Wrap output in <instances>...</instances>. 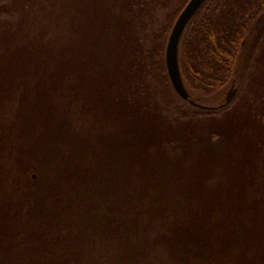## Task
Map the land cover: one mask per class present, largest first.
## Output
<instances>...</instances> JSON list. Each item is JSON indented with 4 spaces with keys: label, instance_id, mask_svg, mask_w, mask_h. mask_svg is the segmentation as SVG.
I'll return each instance as SVG.
<instances>
[{
    "label": "trees",
    "instance_id": "obj_1",
    "mask_svg": "<svg viewBox=\"0 0 264 264\" xmlns=\"http://www.w3.org/2000/svg\"><path fill=\"white\" fill-rule=\"evenodd\" d=\"M109 1L108 16L105 0L64 5L85 22V36L75 42L49 38L47 28L39 31L43 40L0 49V78H14L18 91L14 129L0 124V150L6 141L25 145L40 156L31 171L43 178L51 169L52 189L73 184L68 203L30 194L14 215L6 212L5 224L18 234L16 245L0 249L3 264H165L156 256L160 249L166 264H264V156L254 138L264 126L224 118L227 106L203 110L188 101L199 104L197 94L225 88L264 0H207L192 18L178 47L186 101L170 84L164 53L189 0ZM4 37L14 36L6 29ZM16 163L19 156L1 161L0 181ZM83 165L102 181L94 209L84 201L75 208V190L90 189ZM18 222L23 226L15 229ZM49 236L54 246L45 243ZM116 249L118 256L108 258ZM18 254L25 260L13 262Z\"/></svg>",
    "mask_w": 264,
    "mask_h": 264
},
{
    "label": "rangeland",
    "instance_id": "obj_2",
    "mask_svg": "<svg viewBox=\"0 0 264 264\" xmlns=\"http://www.w3.org/2000/svg\"><path fill=\"white\" fill-rule=\"evenodd\" d=\"M69 1L71 0H0V49H6L10 46V52H13L15 51V46L17 48L18 45L24 44L25 40L29 37L36 38V36H38L37 38L40 39L39 31L42 29L47 30V28L48 32L46 33V35H48L49 38H52L53 36L59 37L63 42H65L68 36H71L69 38L72 42H75L80 35L85 36V22L78 23V21H81V16L76 12L78 10L75 11L73 8L67 9L64 7V5ZM110 4L111 2L109 0H105V16H108V10L110 11L111 9L112 12L114 11V8H112ZM158 23V21H155V26H158ZM79 25L82 30L78 31V29L76 28ZM6 29H8L14 37H8V40H6V37L3 38V34L5 33ZM44 37L45 35L40 40H43ZM243 40L245 41V45L238 51V58L235 63L233 74L225 88L212 96H202L197 94L194 98H196L199 102L198 105L218 108L224 104L227 92L231 89H235L236 94L233 96L231 102L223 111L225 112L223 114V117L231 118L236 122L252 118L258 120L262 124V126H264L263 13L260 15V18L255 21L251 32L248 33V35L246 34ZM253 48L256 49L253 50ZM2 51L3 50H1V52ZM21 71L22 70L18 68L17 70L13 71L12 74L14 77H17L21 73ZM12 79V81H8L4 79L2 80L0 78V119L2 121L0 122V124H12L13 128V122L15 121V119L11 117V115L13 116L12 111L15 108L16 95L18 91L15 90L17 82H15L14 78ZM10 83L14 84H12L10 88H8V85H10ZM33 84L34 83H29V88L32 89L34 86ZM7 88L8 92H5ZM54 99H56V97H54ZM79 127L80 125H75L76 129H79ZM262 128L264 129V127ZM4 129L8 130V127ZM91 130L92 129H90L89 127H85L86 133H90ZM226 131L227 130H225V132ZM243 131H246L244 127ZM255 137H257V140L260 142L258 147L260 152H263L264 156V133L254 135V138ZM13 138L15 139V137ZM57 144L58 146H60V143L58 141ZM26 149L25 145H18L14 147L13 145H8L6 141L3 143V147L0 150V164L1 161L2 163H7L8 160L11 161V159L17 158V156H19V163H16L17 168H14V173L9 174V172L7 171L6 177H4L0 181V249H2L3 246L16 245L13 238H15L18 233H16V235L14 236L13 234H11V224H5L4 217L8 216L6 212H8L9 215H14V207L17 204L19 205V201L23 202V199L21 198L24 195L32 194L38 197V201L50 200L53 204L56 203L57 206L66 202L68 203L67 199H69V197L71 198L72 191H69L67 189V187H71L70 185H73L71 183H68L67 186L60 185L56 189H52V184L50 183L52 182V180H54V178L48 175L51 169L47 167L46 175H44L43 178L41 176H37V174L31 171L33 169L37 170V168H39L40 156L34 155L30 151V153L26 152ZM257 163L258 164L256 165L259 166L264 165V162L262 165L259 160H257ZM7 165H9V163ZM88 166L89 165H83V169L85 181L87 183V186L89 185L90 189L87 188V190L83 192L75 190V197L77 196L75 198V208H80V202L84 201L83 204L85 206L87 204L93 205L92 209H94L95 201L97 200L95 189L98 187L102 188V186H100L102 184V181H97L95 179L94 171L92 169L90 170ZM71 167L72 166L69 162L65 170H70ZM45 183L51 188L49 189L48 193V187ZM45 192L47 194H45ZM53 194L59 196V199H57V197H55V199L52 198L51 195L54 196ZM5 201L7 205H11L10 208H13L12 210L1 208V203L4 202L5 204ZM125 208L130 213V210L126 206ZM97 212L100 217V214H102L103 210L101 209ZM113 217H116V215L108 217L106 221L108 222V219L111 218L114 220L115 218ZM123 218H128V216L123 215ZM22 226L23 224L21 222H18L15 229H20ZM56 232L59 233L58 226H56ZM114 235H116V233H114ZM44 241L46 244H48V246H54V243H50L52 241L51 236L47 237V239H44ZM74 245H77L76 241L69 243V247H72ZM129 245L133 246V243L130 242ZM17 250L19 251V247H17ZM59 250L60 249L56 248L54 252H59ZM117 250L118 249H116L114 253L110 252L107 257L116 258V256H118ZM99 255H103V247L102 251L100 250ZM156 256L160 261H163L165 264L167 263V259L165 260L161 249L157 252ZM4 258L6 257L0 254V262H2V264L5 262V260H7ZM22 259L25 260V258L23 257L20 259L18 254V256H15V259H12V261L17 263Z\"/></svg>",
    "mask_w": 264,
    "mask_h": 264
},
{
    "label": "water",
    "instance_id": "obj_3",
    "mask_svg": "<svg viewBox=\"0 0 264 264\" xmlns=\"http://www.w3.org/2000/svg\"><path fill=\"white\" fill-rule=\"evenodd\" d=\"M207 0H189L187 4L184 6L183 10L178 15L175 20L170 33L168 35V39L165 46L164 60L165 67L167 71V75L170 81V84L174 90V92L178 95V97L182 100H188V93L184 87L182 82L179 65H178V47L182 35L190 23L192 18L197 14L200 8L206 3ZM236 94L235 89H231L227 92L225 102L222 105L227 106L233 96ZM192 106H195L199 109L203 110H213L215 108L205 107L194 103L191 100H188Z\"/></svg>",
    "mask_w": 264,
    "mask_h": 264
},
{
    "label": "flooded vegetation",
    "instance_id": "obj_4",
    "mask_svg": "<svg viewBox=\"0 0 264 264\" xmlns=\"http://www.w3.org/2000/svg\"><path fill=\"white\" fill-rule=\"evenodd\" d=\"M255 11H257V10H254V11H252V12H255ZM259 11V10H258ZM252 12L251 11H248V16L250 17L251 16V14H252ZM264 14V10H262L261 11V14ZM260 18V16L258 17V18H255V19H253L252 20V22H251V24H250V26H249V28H248V32H247V35H248V33H250L251 32V30H252V28H253V26H254V23H255V21L257 20V19H259ZM245 45V41L243 40V41H241V43H240V49L243 47ZM256 48H253V50H255Z\"/></svg>",
    "mask_w": 264,
    "mask_h": 264
}]
</instances>
